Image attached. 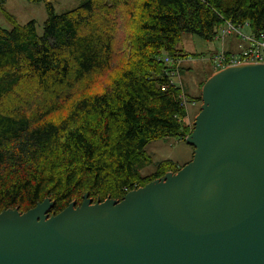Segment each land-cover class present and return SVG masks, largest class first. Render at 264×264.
<instances>
[{
	"label": "trees",
	"instance_id": "obj_1",
	"mask_svg": "<svg viewBox=\"0 0 264 264\" xmlns=\"http://www.w3.org/2000/svg\"><path fill=\"white\" fill-rule=\"evenodd\" d=\"M7 1L0 0L12 24L0 26V213L46 200L51 216L86 199L122 201L180 171L165 160L142 173L153 164L149 143L186 140L193 130L165 58L197 56L179 47L184 34L214 41L225 21L264 32V0H86L61 14L50 0H29L46 3L41 36L35 20L20 24L4 8ZM120 36L122 54L132 48L128 59L103 90L90 91L93 75L111 68Z\"/></svg>",
	"mask_w": 264,
	"mask_h": 264
},
{
	"label": "water",
	"instance_id": "obj_2",
	"mask_svg": "<svg viewBox=\"0 0 264 264\" xmlns=\"http://www.w3.org/2000/svg\"><path fill=\"white\" fill-rule=\"evenodd\" d=\"M198 158L122 201L0 213V264H264V64L204 86Z\"/></svg>",
	"mask_w": 264,
	"mask_h": 264
},
{
	"label": "rangeland",
	"instance_id": "obj_3",
	"mask_svg": "<svg viewBox=\"0 0 264 264\" xmlns=\"http://www.w3.org/2000/svg\"><path fill=\"white\" fill-rule=\"evenodd\" d=\"M85 1L86 0H50L57 14L76 9ZM4 8L10 14L14 15L20 24H26L31 20H35L38 35H43L45 21L48 17L45 2L8 0L4 5ZM0 26L8 30L12 29L11 22L4 16L1 8ZM243 31L248 34L251 33V29L249 27L244 28ZM232 35L233 36H230L231 38L227 36L224 40L215 38L214 41H206L198 35L186 33L184 34L182 42L179 44V47L185 52L198 54L197 56H190V59L189 57L186 58L188 61H183L182 65L180 66V75L178 77L176 76V78L174 77L175 83L182 87L183 93L186 95V100H189L190 97L195 99L201 95V101L187 102L189 113L188 121L193 126L192 134L187 137L188 141L192 139L193 133L197 129V126L199 125L197 124L198 118L203 111V107L206 105L205 96L203 93L204 86L206 82L212 78V76L218 74L222 70H215V67L213 66V57L216 56L217 52L221 50V48H223V51L225 52H237L239 51V46L242 47L247 45L246 41H241L243 39H241L239 36L236 37V34ZM123 44L124 42L122 41V36H120L116 41V53L112 59L111 68L102 73H96L93 75L90 91L96 92L103 90L113 79V76H116V70L118 69L119 65L128 59L132 48L127 46L124 53L122 54V49L124 48ZM53 117H59V114L54 115ZM146 150L152 156L153 164L144 168L142 173L143 175H150L156 171L157 165L165 160H171L178 163L182 166L183 171L186 166L197 161L199 146H193L189 144L187 139L181 140L176 137H170L162 140L152 141L148 144ZM177 173L169 172L161 177L156 178V180L152 181L151 184H148H150V186L163 184L167 181L168 175L173 177L177 175ZM90 201L92 202V200ZM50 207L51 204L43 211V214H45L44 218L51 216ZM76 207L78 206H75V208Z\"/></svg>",
	"mask_w": 264,
	"mask_h": 264
},
{
	"label": "built area",
	"instance_id": "obj_4",
	"mask_svg": "<svg viewBox=\"0 0 264 264\" xmlns=\"http://www.w3.org/2000/svg\"><path fill=\"white\" fill-rule=\"evenodd\" d=\"M245 26H236L230 21H225L224 24L219 28L216 38L220 40H224L227 36H233L232 34H236V37L239 36L241 41H246L247 45L242 47L239 46V51L237 52H225L223 48L219 50L216 56L213 57V66L216 69H225L230 66L237 65H246V64H264V32H262L259 36L254 33H245L243 31ZM231 38V37H230ZM191 57H189L190 59ZM185 59L166 57L165 62L170 65L171 76L173 78V83L178 85L174 81V77H178L180 75V66L182 65ZM179 86V85H178ZM181 98L187 103L186 95L182 92Z\"/></svg>",
	"mask_w": 264,
	"mask_h": 264
},
{
	"label": "crops",
	"instance_id": "obj_5",
	"mask_svg": "<svg viewBox=\"0 0 264 264\" xmlns=\"http://www.w3.org/2000/svg\"><path fill=\"white\" fill-rule=\"evenodd\" d=\"M186 61H188V60L185 59L184 62H186Z\"/></svg>",
	"mask_w": 264,
	"mask_h": 264
},
{
	"label": "bare ground",
	"instance_id": "obj_6",
	"mask_svg": "<svg viewBox=\"0 0 264 264\" xmlns=\"http://www.w3.org/2000/svg\"><path fill=\"white\" fill-rule=\"evenodd\" d=\"M206 99V98H205ZM207 102V101H206Z\"/></svg>",
	"mask_w": 264,
	"mask_h": 264
}]
</instances>
